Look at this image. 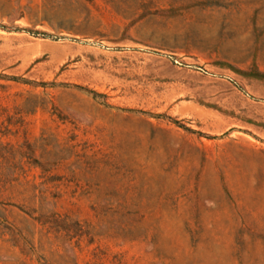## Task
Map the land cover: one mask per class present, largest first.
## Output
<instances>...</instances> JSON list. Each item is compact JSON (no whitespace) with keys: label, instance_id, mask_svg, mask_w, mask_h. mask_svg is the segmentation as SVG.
<instances>
[{"label":"rangeland","instance_id":"rangeland-1","mask_svg":"<svg viewBox=\"0 0 264 264\" xmlns=\"http://www.w3.org/2000/svg\"><path fill=\"white\" fill-rule=\"evenodd\" d=\"M0 264H264V0H0Z\"/></svg>","mask_w":264,"mask_h":264}]
</instances>
